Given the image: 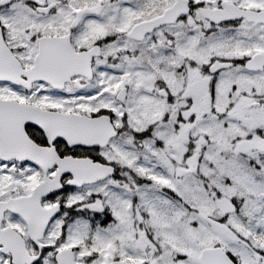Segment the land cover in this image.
I'll return each instance as SVG.
<instances>
[{
	"label": "snow or ice",
	"instance_id": "obj_1",
	"mask_svg": "<svg viewBox=\"0 0 264 264\" xmlns=\"http://www.w3.org/2000/svg\"><path fill=\"white\" fill-rule=\"evenodd\" d=\"M0 264H264V0H0Z\"/></svg>",
	"mask_w": 264,
	"mask_h": 264
}]
</instances>
